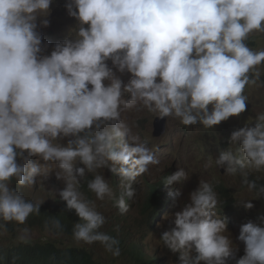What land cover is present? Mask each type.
I'll return each mask as SVG.
<instances>
[{"label":"clouds","instance_id":"clouds-1","mask_svg":"<svg viewBox=\"0 0 264 264\" xmlns=\"http://www.w3.org/2000/svg\"><path fill=\"white\" fill-rule=\"evenodd\" d=\"M52 2L0 0V228L40 213L41 203L27 200L11 181L31 188L54 163L65 182L59 196L82 221L74 224L73 239L99 242L118 257L119 242L99 231L106 218L83 196L79 179L94 173L87 188L97 200L114 199L123 214L124 197L136 194L132 183L160 163L122 119L123 111L147 109L208 129L243 113L246 87L256 83L250 73L258 78L257 66L264 64V50L246 43L251 34H264V0H67L75 32L42 54L47 46L37 20L45 17L40 24L49 25ZM117 72L130 74L127 83ZM64 138L67 143H60ZM229 144L234 149L221 151L216 166L238 174L256 198L264 196V184L249 178L264 170V112L234 130ZM104 168L121 178L124 194L118 199L97 172ZM188 177L180 168L164 184ZM238 203L253 207L250 199ZM218 204L213 185L201 179L175 213L174 227L160 239L179 253V264H228L234 257ZM237 238L245 245L237 264H264V227L247 222ZM20 240L27 242V229Z\"/></svg>","mask_w":264,"mask_h":264},{"label":"rangeland","instance_id":"rangeland-1","mask_svg":"<svg viewBox=\"0 0 264 264\" xmlns=\"http://www.w3.org/2000/svg\"><path fill=\"white\" fill-rule=\"evenodd\" d=\"M66 2L67 0H53L50 5V14L46 17L49 20L47 27L40 24V20L45 17H39L37 20L38 31L42 34V44L47 46L42 54H50L56 43L63 41L75 32L77 21L68 15L65 8ZM249 37L256 41V45L250 48L254 51L264 50V34L253 33ZM107 63L110 67L112 66L110 60ZM256 71L259 73L258 78L250 73L256 79V83L248 85L245 90L248 96L246 110L239 116H232L210 129L204 128L200 124L184 126L178 118L169 117L166 118V130L160 136L154 137L152 133L154 130L153 121L156 118L155 114L142 108L140 110L128 109L122 112V119L132 127L134 134L139 135L142 141H147V146L154 152V156L160 163L151 165L148 172L137 177L132 183L133 188L136 189V194L132 199L125 197V201L128 200V210L123 214L119 211L114 199L97 200L95 194L87 188V183L94 177V173H87L84 178L79 179V190L83 196L93 201L97 210L106 218L105 224L99 231L109 235L110 229L115 227L118 221L120 226H124L130 231L133 240L142 245L146 255H154L158 251L161 264H179V253H174L164 246L160 237L164 231L174 227L175 213L181 211L189 201L190 192L198 187L201 179L210 182L215 191V184L220 182L230 193L233 202L231 208H229L223 203L224 199L218 195L219 204L216 212L225 220L227 233L234 245L235 255L228 259V264H237V260L245 254V245L237 238L241 226L251 221L264 227V196L256 198V192L248 191L247 187L241 183L238 174L235 176L226 174L223 167L219 169L216 166L215 159L221 151L234 149L235 146L229 144L230 135L234 130H238L251 122L254 124L257 114L264 112V64L257 66ZM116 74L125 83L130 78V74L127 72L123 74L117 72ZM68 139L64 138L60 143L66 144ZM40 163H43V161H40ZM205 164L210 166L205 169ZM78 166L83 165L79 164ZM48 167L50 169L48 175L38 177L35 186L31 188L23 186L21 188L26 187L31 191L38 190L43 200L48 196H52V194L58 195L60 190L65 187V182L56 176V172L60 171L58 165L53 163L49 164ZM180 168H184L189 177L173 185H166V196H164L162 207L152 205L147 209L145 205L147 191L143 176L147 179L148 184H152V182L160 180L164 173L170 175ZM97 172L103 174L105 179L109 181L116 199L122 196L121 193L124 188L121 186V178L118 173H112L109 168L98 169ZM251 177H255L257 180L263 179L264 170L253 172L249 178ZM40 184H43L44 188H40ZM10 187H12V184H10ZM17 188L19 189V187ZM177 190L180 195L174 199L169 193ZM248 199L253 204L250 209L238 203L240 200ZM157 209L162 210L155 213ZM147 219L156 222L148 224ZM24 229L28 230V240L52 241L62 248L88 249L96 259L107 264H130L127 255L123 254V249L120 250L118 257H114L99 242L91 245L83 242L78 243L73 239V235L57 233L49 228L42 230L39 227L24 225L17 229L16 234L9 232L7 229L5 230V228H0V246L20 242V236L23 234ZM197 255L198 253L193 249L192 258L195 259ZM199 264H206V262L201 260Z\"/></svg>","mask_w":264,"mask_h":264},{"label":"trees","instance_id":"trees-1","mask_svg":"<svg viewBox=\"0 0 264 264\" xmlns=\"http://www.w3.org/2000/svg\"><path fill=\"white\" fill-rule=\"evenodd\" d=\"M249 47L256 45V41L249 37L246 41ZM169 173H164L160 180L148 184L145 176L144 186L147 191L145 199L146 208H150L152 205L162 207L164 204V196H166V185L164 184L166 176ZM250 179L256 180L257 184H264V178L257 180L255 177ZM12 187L21 192L27 200L34 203H41L40 213L32 214L29 216L25 224H17L16 222H7L6 229L16 234L17 229L27 225L33 227H39L42 230L52 229L57 233H64L72 235L74 224L79 221V217L75 210H69L66 207V202L63 201L59 194L48 196L43 200L38 190L31 191L26 187L24 189L17 185L15 179L11 181ZM19 187V189L17 188ZM40 188H44L43 184H40ZM215 189L218 195L223 198V203L229 208L232 206L233 198L226 189V187L217 182ZM124 194V190L121 193ZM126 197V196H125ZM124 197V198H125ZM128 203V200L126 201ZM162 210V209H161ZM157 209L156 212H161ZM121 219V218H119ZM152 219V218H150ZM147 219L148 224H154L156 221ZM59 221V226L57 225ZM5 222L0 221V224ZM109 235L114 237L119 242L120 250L128 258L130 264H161V257L159 252L156 251L154 255H146L142 245L137 244L133 240L131 233L124 226H120L117 221V225L110 229ZM0 264H107L96 259L88 249L77 247H59L56 242L52 241H34L27 240V242H16L11 245L0 246Z\"/></svg>","mask_w":264,"mask_h":264},{"label":"water","instance_id":"water-1","mask_svg":"<svg viewBox=\"0 0 264 264\" xmlns=\"http://www.w3.org/2000/svg\"><path fill=\"white\" fill-rule=\"evenodd\" d=\"M153 136L158 137L166 130V117H156L153 121Z\"/></svg>","mask_w":264,"mask_h":264}]
</instances>
